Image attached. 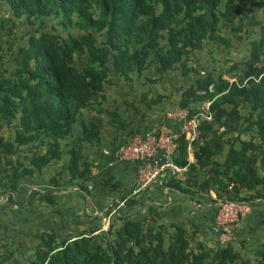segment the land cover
<instances>
[{
	"label": "trees",
	"instance_id": "obj_1",
	"mask_svg": "<svg viewBox=\"0 0 264 264\" xmlns=\"http://www.w3.org/2000/svg\"><path fill=\"white\" fill-rule=\"evenodd\" d=\"M0 9V37L6 39L0 41L1 198L14 194L23 177L61 161L63 149L67 165L52 184L89 194L94 164L84 149L99 145L101 136L99 125L82 126L81 137L69 144L81 112L91 110L123 133L127 123L119 109L103 108L111 72L130 79L151 70L148 83L157 84L178 70L196 78L180 87L177 108L192 117L210 101L212 118L201 120L193 162L185 135L178 134L173 161L188 171L185 182L170 178V185L192 199L212 191L222 203L264 200V33L250 35L251 28L264 27V0H0ZM233 39L247 43L241 62L204 75L194 69L198 53L229 50ZM12 124L14 139L5 141L2 127ZM246 132L255 134L242 140ZM28 146L27 165L6 161ZM105 187L118 189L112 180ZM120 201L134 204L125 197ZM44 202L55 200L48 196ZM114 214L122 222L117 229L110 225L105 232L63 241L44 234L30 264H252L230 243L191 249L184 229L157 226L155 212L142 220ZM13 256L2 251L0 264H16ZM253 262L264 264V244Z\"/></svg>",
	"mask_w": 264,
	"mask_h": 264
},
{
	"label": "crops",
	"instance_id": "obj_2",
	"mask_svg": "<svg viewBox=\"0 0 264 264\" xmlns=\"http://www.w3.org/2000/svg\"><path fill=\"white\" fill-rule=\"evenodd\" d=\"M241 51L235 49L232 42V47L224 50L225 62L229 60L230 54H241ZM205 54L208 52L196 55L198 62L192 64L194 69L201 75L206 71H219L217 65L202 62ZM217 61L220 66L225 63L223 57H219ZM195 78L193 74L183 76L176 70L164 74L159 83L149 84L148 80L153 79L151 70L139 77L130 75V79L111 72L109 83L105 87L103 108L106 111L119 109L121 119L127 123L124 132H115L106 118L85 110L81 112L69 140L71 145L81 137L82 126H100V144H86L84 149L88 160L94 164V182L89 186V194L77 188L59 190L51 182L56 173L65 171L67 149H63L61 161L41 174L23 177L14 194L9 193L6 198H1L0 188V253L9 249L14 254V263L30 264L36 250L43 246L44 234H53L58 241H63L86 233L105 232L110 225L117 229L122 222L117 220L112 209L114 204L121 202L122 197L134 200L132 206H124L118 210L122 217L142 220L155 212L157 226L167 227L169 231L172 226L184 229L191 249L203 246L216 250L224 245L216 227L217 210L222 202L217 200L212 191L200 192L192 199L190 195L171 186L172 177L166 175L158 185L133 195L138 165L123 162L117 157L119 145L130 141V133L134 134L133 138L145 140L156 128L173 135L180 132L181 124L168 119L166 114L177 108L182 93L179 91L180 87L189 86ZM160 96L164 99L155 104ZM242 112L246 114L247 109ZM2 128L5 141L13 140L16 129L14 124ZM254 134L246 132L242 135V140H248ZM30 148L22 147L13 156H5L6 161L27 165L31 157ZM45 149L41 148L39 151ZM163 160V153L159 150L152 159V164L160 165ZM189 161L193 162V155L189 156ZM108 180L117 185L116 191L112 192L109 187H105ZM10 195L12 201L7 202ZM251 195L252 193L249 194ZM48 196L55 200L54 204H45L44 200ZM246 206L247 211L241 218L240 225L233 228L229 243L244 260L255 264L253 261L258 247L264 244V200L254 198Z\"/></svg>",
	"mask_w": 264,
	"mask_h": 264
},
{
	"label": "built area",
	"instance_id": "obj_3",
	"mask_svg": "<svg viewBox=\"0 0 264 264\" xmlns=\"http://www.w3.org/2000/svg\"><path fill=\"white\" fill-rule=\"evenodd\" d=\"M212 102H203L200 105L199 113L188 117L187 111L176 108L166 114L168 119H172L181 124L180 133L184 134L188 142L189 156L193 153V145L198 140L200 123L202 119L210 121L212 114L209 112ZM163 129H153L145 140L134 138L129 144L122 145L117 151V157L123 162H133L138 165L137 181L133 195L146 189L158 185L166 175L174 178L178 182L186 181L187 167H180L173 161L176 149L177 136ZM161 150L164 160L160 165H153L152 159ZM125 206L121 201L112 212H117ZM247 211L246 204L241 203H221L217 210L216 227L220 234V241L224 244L229 243L231 232L241 223V218Z\"/></svg>",
	"mask_w": 264,
	"mask_h": 264
},
{
	"label": "rangeland",
	"instance_id": "obj_4",
	"mask_svg": "<svg viewBox=\"0 0 264 264\" xmlns=\"http://www.w3.org/2000/svg\"><path fill=\"white\" fill-rule=\"evenodd\" d=\"M252 11L253 12L251 13V15H255V19H258L260 17L259 16V14H260L259 11L256 8H253ZM0 13H3V11L1 9H0ZM259 32H263L264 33V27L261 28V27L256 26V27L251 28V33H250L251 38L257 36L256 34H258ZM20 36H22L21 33H19V37ZM5 40L6 39L3 36L0 37L1 43L5 44ZM232 42L235 45V49L242 50L241 51V54L240 53L239 54H230V56H228V59L229 60L230 59L233 60L232 61L233 63L231 61H228L229 63H226V64L224 63V64H222V66H220L221 64H219V62L217 61L219 57L220 58L223 57V60L225 62V59H224V55H225L224 54L225 53L224 50H225V47L223 49H221V50H216L215 49L213 52H209L208 54L203 55L205 57H204V61H202V62L209 63V64H212V65H217V68H222L223 67L222 69H224V70H227L231 66H233L234 61L241 62V59L246 55L245 48L247 46V43L236 42L234 39L232 40ZM208 51H209L208 48H205L204 49V52L205 53H207ZM205 59H207V60H205Z\"/></svg>",
	"mask_w": 264,
	"mask_h": 264
}]
</instances>
